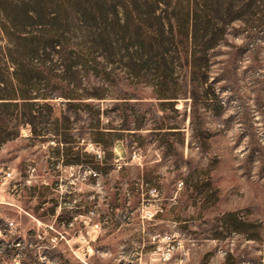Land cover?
Instances as JSON below:
<instances>
[{
  "label": "rangeland",
  "instance_id": "obj_1",
  "mask_svg": "<svg viewBox=\"0 0 264 264\" xmlns=\"http://www.w3.org/2000/svg\"><path fill=\"white\" fill-rule=\"evenodd\" d=\"M8 34L0 264H264V0H0Z\"/></svg>",
  "mask_w": 264,
  "mask_h": 264
},
{
  "label": "trees",
  "instance_id": "obj_2",
  "mask_svg": "<svg viewBox=\"0 0 264 264\" xmlns=\"http://www.w3.org/2000/svg\"><path fill=\"white\" fill-rule=\"evenodd\" d=\"M8 35L12 40L14 38L16 43L15 50L10 52L0 46V67L4 64L8 71L7 76L3 75V71L0 72V134L3 135L4 133L5 135L4 138L0 136L2 141L17 137L23 124L30 125L33 132L36 133L37 120L40 117V113L37 114L39 104L32 102V98H29V94L26 93L25 75L19 68L21 51L25 50L23 42H28V52L35 53L37 50L35 48L36 38H27L24 35H18V37L14 34ZM9 61L17 65V68H13V71L9 70V68L7 69ZM50 61L53 62L52 60ZM86 62L89 63L90 60H86Z\"/></svg>",
  "mask_w": 264,
  "mask_h": 264
},
{
  "label": "built area",
  "instance_id": "obj_3",
  "mask_svg": "<svg viewBox=\"0 0 264 264\" xmlns=\"http://www.w3.org/2000/svg\"><path fill=\"white\" fill-rule=\"evenodd\" d=\"M165 239H166L167 241H172V237H171V236H165Z\"/></svg>",
  "mask_w": 264,
  "mask_h": 264
}]
</instances>
